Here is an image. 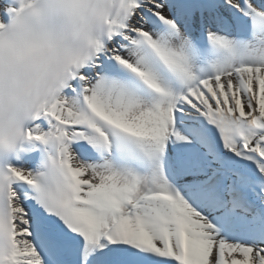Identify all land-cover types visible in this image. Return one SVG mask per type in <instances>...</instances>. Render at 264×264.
Segmentation results:
<instances>
[{
  "label": "snow or ice",
  "instance_id": "obj_1",
  "mask_svg": "<svg viewBox=\"0 0 264 264\" xmlns=\"http://www.w3.org/2000/svg\"><path fill=\"white\" fill-rule=\"evenodd\" d=\"M0 264H264V0H0Z\"/></svg>",
  "mask_w": 264,
  "mask_h": 264
}]
</instances>
